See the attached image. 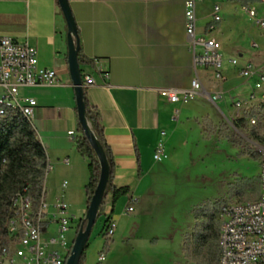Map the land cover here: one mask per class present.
Masks as SVG:
<instances>
[{
  "label": "crops",
  "instance_id": "1",
  "mask_svg": "<svg viewBox=\"0 0 264 264\" xmlns=\"http://www.w3.org/2000/svg\"><path fill=\"white\" fill-rule=\"evenodd\" d=\"M68 1L78 27L82 54L91 62L80 69L96 81L95 86L87 89V97L100 115L114 156V184L130 189L129 195L115 207L111 195L107 197L110 204H104L101 215L105 225L108 218L114 222L119 219L115 216L119 203L122 214L124 211L130 214L134 206L138 203L142 206L145 202L142 201L149 198L152 174L160 166L154 159L159 144H164L170 155L177 142L187 135L182 123L207 116L208 105L218 106L221 113H230L227 120L230 124L233 101L246 98L252 82L240 78L229 62L224 66V81L216 80L211 69L195 68L191 40L186 33L187 0ZM217 3H213L207 15H200L197 9L199 34L205 31ZM219 4L222 21L217 30L227 3L221 0ZM217 32L212 36L223 46ZM1 37L28 42L37 50L38 68L57 73L60 85L27 88L25 95L38 103L34 127L52 167L46 190L52 189L55 198L63 197L73 216L80 209L81 223L88 209L85 187L90 179L89 161L75 147L79 134L77 103L68 64V27L58 1L0 0ZM233 58H238L241 64L248 62L241 55ZM194 79L201 81L203 94L188 105L171 104L159 94L161 89L188 90ZM232 81L240 84L217 91L220 85H230ZM215 94L222 95L216 103L209 97ZM71 131L76 133L74 139L68 134ZM138 225L135 218L128 226ZM128 231L119 240L127 239ZM113 237L109 252L115 244Z\"/></svg>",
  "mask_w": 264,
  "mask_h": 264
},
{
  "label": "built area",
  "instance_id": "2",
  "mask_svg": "<svg viewBox=\"0 0 264 264\" xmlns=\"http://www.w3.org/2000/svg\"><path fill=\"white\" fill-rule=\"evenodd\" d=\"M198 1L204 0H187L185 3L186 33L191 40L194 66L211 69L216 80L224 81L223 46L212 36L222 21V7L219 3L214 4L211 20L205 31L199 34ZM260 2L264 3V0ZM244 10L258 27L264 28V21L258 18L256 9L245 5ZM228 62L240 78L252 82L247 97L233 101L234 114L230 125L233 126L234 121L247 118V125L257 129L264 125V120L260 121V116L264 117V72L250 62L241 64L238 58H231ZM82 81L83 87L87 89L96 85L94 77L89 74L82 73ZM56 85H60L57 73L54 70L38 68V53L33 46L28 42H17L10 37L0 38V123L21 115L35 129L34 112L38 103L36 99L26 96L25 90ZM159 94L171 104L188 105L202 96L203 85L199 79H194L188 90L161 89ZM209 97L216 103L222 95ZM253 111H256V114L252 115ZM68 134L72 139L75 138V131ZM253 145L262 156L259 175L261 195L255 202L225 203L221 206L219 264H264V142L257 145L253 142ZM164 151V144H159L154 156L156 162L163 161ZM51 170L52 167L48 163L46 175ZM46 196L45 184L38 207L34 206L28 189L14 195L13 215L7 225L8 245L0 248V264L67 263L82 222L70 239L69 234L73 228L71 224L75 216L71 214L69 205L63 197H57L49 204L46 202ZM104 204L99 217L102 215ZM106 220L109 222L104 232L105 241L111 240L115 232L113 219ZM106 261L107 254L99 253L96 264H106Z\"/></svg>",
  "mask_w": 264,
  "mask_h": 264
},
{
  "label": "rangeland",
  "instance_id": "3",
  "mask_svg": "<svg viewBox=\"0 0 264 264\" xmlns=\"http://www.w3.org/2000/svg\"><path fill=\"white\" fill-rule=\"evenodd\" d=\"M215 2L221 3V0H205L204 4L200 2L197 8L199 14L207 15ZM223 2L227 3L223 8L224 19L216 35L224 46V66L235 55H241L245 61L264 72V28L258 27L244 10L245 5H250L256 9L258 18L264 21V3L250 0ZM239 84L240 81H232L230 85H220L217 91L228 90L230 86ZM207 108V116L182 123L187 135L182 142H177L170 155L164 145L165 158L152 174L149 198L142 201H145V206L144 203L142 206L138 203V206L133 207V213L124 211V214H128L124 215L122 203L118 204L115 216L119 219L115 222L113 237L115 244L111 252H108L106 264H194L183 254L184 240L192 233L195 225L194 211L206 202L240 203L232 197L233 185L242 179L259 177L262 156L253 142L255 145L262 143L254 139L251 133L255 130L264 137V125L255 129L246 124L241 131L234 129L245 143L231 133L225 138L218 130L207 140L201 127L206 117L215 126L227 122L231 117L228 112L221 113L218 106L208 105ZM51 174L49 172L46 175V187H49L47 179ZM55 196V192L49 188L46 202L52 203ZM105 203L110 204V201L106 199ZM83 206L84 203H81V208ZM79 211L71 224L73 228L69 234L70 239L79 225ZM135 218L139 225L128 226ZM103 221L99 217L93 228L85 251V264H95L98 259L105 242ZM128 229L127 234L130 236L119 240V236L125 235Z\"/></svg>",
  "mask_w": 264,
  "mask_h": 264
},
{
  "label": "trees",
  "instance_id": "4",
  "mask_svg": "<svg viewBox=\"0 0 264 264\" xmlns=\"http://www.w3.org/2000/svg\"><path fill=\"white\" fill-rule=\"evenodd\" d=\"M250 1L260 2V0ZM247 3L248 1L245 4ZM87 63L90 64L91 62H88L83 56L80 46L79 64L82 66ZM84 103L87 120L103 149L109 167V180L104 201L111 195L112 207H115L122 198L129 195L130 189L128 187L118 188L114 184L116 169L114 156L107 144L100 115L88 100L87 88H84ZM254 114H256V111L252 112V115ZM246 119L234 121L233 126L227 122L215 126L209 118H205L201 123V127L207 140L211 139L215 130H218L225 138L231 133L235 138L245 143L246 141L234 129L243 130L247 124ZM260 119L262 122L264 117L261 115ZM77 130L79 134L75 142L76 150L84 159L89 161L90 179L85 187L89 206L100 180L101 166L79 121ZM252 131V137L263 143V136L255 130ZM48 163L47 152L39 140L36 130L24 117L16 115L0 123V248L8 245L7 225L13 215L12 199L14 195L19 191L28 189L34 206L38 207L43 194ZM260 195L259 177L242 179L233 185L232 197L240 203L255 202L260 198ZM225 203V201L206 202L194 211L195 225L193 231L186 236L183 243L184 256L194 264H219V234L221 228L219 212L221 206ZM108 222L109 220L105 222L103 236ZM110 242V240L105 241L101 253L107 254L109 252ZM85 262L84 252L80 264H85Z\"/></svg>",
  "mask_w": 264,
  "mask_h": 264
},
{
  "label": "water",
  "instance_id": "5",
  "mask_svg": "<svg viewBox=\"0 0 264 264\" xmlns=\"http://www.w3.org/2000/svg\"><path fill=\"white\" fill-rule=\"evenodd\" d=\"M60 9L66 20L68 27V64L73 87L76 95L78 121L84 130L85 136L88 139L91 147L95 151L100 166L101 174L98 186L89 203L87 212L79 228L71 255L66 264H80L85 249L89 243L93 228L99 217L100 209L104 204V196L109 180V167L107 159L100 146L95 134L86 117V107L84 103V87L82 81V71L79 64L80 39L78 35V27L73 16L68 0H57Z\"/></svg>",
  "mask_w": 264,
  "mask_h": 264
}]
</instances>
